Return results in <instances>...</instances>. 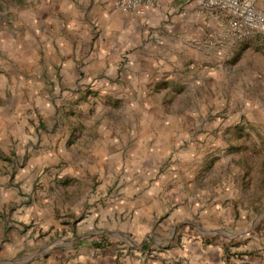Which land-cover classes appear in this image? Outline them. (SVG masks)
Returning <instances> with one entry per match:
<instances>
[{"label":"rangeland","instance_id":"1","mask_svg":"<svg viewBox=\"0 0 264 264\" xmlns=\"http://www.w3.org/2000/svg\"><path fill=\"white\" fill-rule=\"evenodd\" d=\"M67 1L0 0V192L6 198L3 205L0 201L4 210L0 214L7 215L6 208L11 216L32 210L22 222L23 231L30 238H42L40 244L24 242L19 254L0 264H102L91 259H98L95 248L103 236L115 245L116 256L103 264H189L165 254L177 253L184 239L189 242L199 236L196 225L208 245L215 240L224 243L225 255L233 264L246 263L234 262L232 257L264 256V32L239 37L232 31L234 46L209 66L218 70L220 87L215 92L199 88L194 101L184 95L180 101L149 107L100 102L88 88L77 95L80 77L76 84L59 88L52 80H42L70 62L82 68L89 58L91 41L84 35L81 41L70 39L63 9ZM201 65L200 70L208 66ZM188 70H182L181 81H190ZM30 98L35 105L39 101L35 111L28 107ZM127 109L137 119L148 111L157 119L164 113L172 121L183 122L175 129L176 142L170 151L140 152L151 157L149 168L156 173L145 187L163 183L156 196L160 208L152 215L143 205L139 214L138 208L121 205L126 180L120 178L133 166L129 146L113 157L118 167L103 171L97 165L93 172L88 170L94 164L90 148L95 146L91 138L98 132L97 125L109 126L118 112ZM70 127L74 132L64 144L61 137ZM41 156L52 160L40 165ZM173 188L190 192L191 202L218 201L221 213H207L198 204L180 211L179 205L188 197L172 199ZM37 207L44 210L42 217ZM248 244L253 247L240 249Z\"/></svg>","mask_w":264,"mask_h":264},{"label":"crops","instance_id":"2","mask_svg":"<svg viewBox=\"0 0 264 264\" xmlns=\"http://www.w3.org/2000/svg\"><path fill=\"white\" fill-rule=\"evenodd\" d=\"M82 1L85 2L83 6L80 5ZM63 5L70 39L81 41V36L84 35L87 41H91L88 48L89 58L82 68L76 67V63L72 62L63 65L52 77L49 75L43 77L45 83L52 80L58 88L71 86L76 84L80 77L82 80L79 84L82 86L77 85L80 91L77 95L85 93L84 89L88 88L94 90L92 93L98 96L100 102L143 103L147 107L155 103L180 101L178 98L184 95L191 96L190 101H194L198 94L196 90L199 88L210 87L215 92V88L220 87L218 70L209 66L218 55L225 54L227 48L234 46V34L222 12L203 10L195 0H164L159 5L150 7L145 16H134L120 11L114 7L112 0H95L91 4L89 0H68ZM59 40L62 41V38ZM205 63L208 66L200 70L198 67ZM186 69H189L186 74L190 81L183 82L180 80L181 72L182 70L187 72ZM206 74L210 76L205 79ZM200 94H203V91ZM37 95L40 98L39 94ZM207 95L209 98L213 97L209 90ZM70 97L74 95L71 94ZM29 100L28 107L35 111L34 108L39 105V101L35 105L33 99ZM38 111L41 113L40 109ZM126 111L128 112L123 114L118 112V116L109 126L103 122L97 125L98 132L91 138L95 146L93 149L90 148L94 154L92 158L94 164H89L88 170L93 172L97 165L103 171L108 166L118 167L119 163L115 162L113 157L121 155L125 145L129 146L128 148L134 152L133 166L130 165L126 174L120 178L121 181L126 180L122 189L126 197L124 204L121 205L131 209L138 208V214L141 212L140 205H143L148 214L152 215L154 210L158 211L160 208L161 201L156 196H159L163 183L160 182L151 189L145 187L156 173H153V168H149L151 157H144L140 152L151 148L159 152L170 151L176 142L175 129L183 126V122L172 121V116L164 113L163 118L157 119L156 114L153 116L148 111L143 112L142 117L137 119L130 109ZM59 117L60 115L58 120ZM73 132L70 127L68 133L61 137L64 144L68 142ZM59 137V135L54 137V143ZM47 157L41 156L38 159L40 165L43 161L47 164L48 160H52ZM79 163L84 164V160H80ZM120 164L122 166L123 161ZM171 191L172 199L180 198V195L188 197L184 205H179L182 212L198 204L199 208L207 213L211 210L215 215L221 213L218 201L191 202L193 198L190 192L185 194L179 188H173ZM205 193V190L200 191V195ZM3 194V191L0 192L2 205L6 200ZM165 194L162 193L161 196ZM215 199L217 197H213V200ZM171 204L174 205V202ZM121 205L119 207L122 208ZM0 210L4 211L2 208ZM5 210L7 215L0 214V263L10 256L19 254L26 245L42 242V238L37 236L35 239L34 236L30 238V234L23 231L22 222L29 219L32 210L28 212V209H24L28 213L26 215H22L23 210H20L15 212V216L10 215L11 209ZM43 211L39 207L36 208L39 217L43 216ZM202 221L209 222V219ZM38 224L46 229L43 221ZM196 226L200 232L199 236H193L189 242L184 239L183 248L177 253L168 251L165 255L170 260H177L180 257L189 264H233L225 255L224 243L215 240L214 244L208 245L200 226ZM108 242L106 236L101 237L100 247L95 248L99 253L98 259L91 261L103 264L116 257L113 254L115 245H109ZM251 247L253 244L242 246L240 249ZM232 259L234 262L243 261L246 264H264V256H245V260L234 257ZM54 261L57 263L58 260Z\"/></svg>","mask_w":264,"mask_h":264},{"label":"built area","instance_id":"3","mask_svg":"<svg viewBox=\"0 0 264 264\" xmlns=\"http://www.w3.org/2000/svg\"><path fill=\"white\" fill-rule=\"evenodd\" d=\"M164 0H115L114 7L134 16H145ZM203 10L222 12L239 37L264 32V0H195Z\"/></svg>","mask_w":264,"mask_h":264},{"label":"trees","instance_id":"4","mask_svg":"<svg viewBox=\"0 0 264 264\" xmlns=\"http://www.w3.org/2000/svg\"><path fill=\"white\" fill-rule=\"evenodd\" d=\"M100 246V245H99Z\"/></svg>","mask_w":264,"mask_h":264}]
</instances>
